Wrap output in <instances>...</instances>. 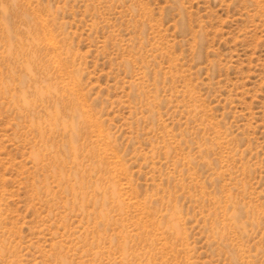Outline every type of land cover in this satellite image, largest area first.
Masks as SVG:
<instances>
[{"label": "rangeland", "instance_id": "rangeland-1", "mask_svg": "<svg viewBox=\"0 0 264 264\" xmlns=\"http://www.w3.org/2000/svg\"><path fill=\"white\" fill-rule=\"evenodd\" d=\"M0 264H264V0H0Z\"/></svg>", "mask_w": 264, "mask_h": 264}]
</instances>
